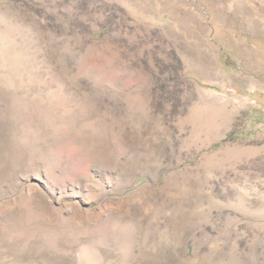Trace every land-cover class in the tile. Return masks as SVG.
<instances>
[{
  "label": "rangeland",
  "instance_id": "obj_1",
  "mask_svg": "<svg viewBox=\"0 0 264 264\" xmlns=\"http://www.w3.org/2000/svg\"><path fill=\"white\" fill-rule=\"evenodd\" d=\"M0 264H264V0H0Z\"/></svg>",
  "mask_w": 264,
  "mask_h": 264
}]
</instances>
